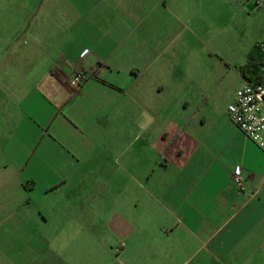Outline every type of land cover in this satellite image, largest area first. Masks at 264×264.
Segmentation results:
<instances>
[{
    "label": "crops",
    "instance_id": "obj_1",
    "mask_svg": "<svg viewBox=\"0 0 264 264\" xmlns=\"http://www.w3.org/2000/svg\"><path fill=\"white\" fill-rule=\"evenodd\" d=\"M0 2V264H264V150L205 57L224 0Z\"/></svg>",
    "mask_w": 264,
    "mask_h": 264
},
{
    "label": "rangeland",
    "instance_id": "obj_2",
    "mask_svg": "<svg viewBox=\"0 0 264 264\" xmlns=\"http://www.w3.org/2000/svg\"><path fill=\"white\" fill-rule=\"evenodd\" d=\"M248 5L249 0H224L217 5V12L208 15L206 20L208 50L205 57L208 72L214 75L215 82L211 85L217 90L215 104L219 107L226 104L230 94H235L236 83L242 82L240 76L237 79L239 68L247 63L256 47L264 43V0H260V5L252 10ZM14 26L8 6L0 2V37L12 31ZM221 73L223 76L220 78ZM114 202H118L115 195L111 198L113 207ZM105 233L104 230L95 231L97 238H103ZM112 237L115 238L114 234Z\"/></svg>",
    "mask_w": 264,
    "mask_h": 264
},
{
    "label": "built area",
    "instance_id": "obj_3",
    "mask_svg": "<svg viewBox=\"0 0 264 264\" xmlns=\"http://www.w3.org/2000/svg\"><path fill=\"white\" fill-rule=\"evenodd\" d=\"M261 56L260 69L255 81L245 82L226 108L229 121L250 141L264 150V43L258 46ZM83 83L81 73L74 71L69 78L71 88L77 90ZM242 170L233 171L236 189L246 194Z\"/></svg>",
    "mask_w": 264,
    "mask_h": 264
},
{
    "label": "trees",
    "instance_id": "obj_4",
    "mask_svg": "<svg viewBox=\"0 0 264 264\" xmlns=\"http://www.w3.org/2000/svg\"><path fill=\"white\" fill-rule=\"evenodd\" d=\"M261 63V56L258 47L250 54L245 65L239 68V73L245 82L251 83L258 76Z\"/></svg>",
    "mask_w": 264,
    "mask_h": 264
},
{
    "label": "water",
    "instance_id": "obj_5",
    "mask_svg": "<svg viewBox=\"0 0 264 264\" xmlns=\"http://www.w3.org/2000/svg\"><path fill=\"white\" fill-rule=\"evenodd\" d=\"M249 6V5H248Z\"/></svg>",
    "mask_w": 264,
    "mask_h": 264
}]
</instances>
